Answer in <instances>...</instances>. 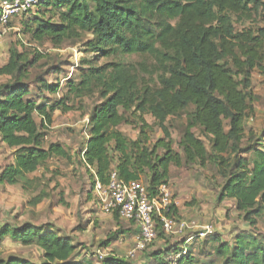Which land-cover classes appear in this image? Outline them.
Wrapping results in <instances>:
<instances>
[{"label": "trees", "instance_id": "16d2710c", "mask_svg": "<svg viewBox=\"0 0 264 264\" xmlns=\"http://www.w3.org/2000/svg\"><path fill=\"white\" fill-rule=\"evenodd\" d=\"M263 11L264 0L41 1L21 15L27 18L23 33L55 48L91 36L84 42V52L91 55L66 79L67 93L53 100L42 89L57 94L59 80L48 82L40 75L29 81L42 53L30 57L17 46L10 48L8 62L0 67V75L9 77L0 83V141L15 153L14 161L0 170V185L18 184L54 157L73 159L62 144L47 143L46 130L57 111L74 110L71 99L98 95L102 101L90 114L88 137L78 155L93 186L97 181L108 184L115 171L127 182L145 177L148 190L155 193L168 182L171 166L214 165L223 178L220 200L234 199L245 219L256 225L264 211V130L255 138L247 133L246 121L255 101L253 73L264 74V26L246 23ZM132 56L141 60L125 59ZM62 70L53 65L46 72ZM33 83L39 89L36 95ZM183 114L177 151L168 120ZM122 124H134L138 137L130 140L119 129ZM154 125L164 136L152 142ZM44 194L33 205L42 202ZM176 209L173 205L170 215ZM130 231L122 227L100 246L109 247ZM157 232L156 239L169 241L160 223ZM6 238L38 246L41 259L12 254L0 258V264H91L80 257L78 244L52 223L5 225L0 240ZM207 238L213 246L203 260L187 238L165 248L157 247L155 239L147 250L156 246L150 254L159 264H264V235L238 234L233 242L219 235ZM205 250L203 246L199 252ZM100 263L129 264L115 255Z\"/></svg>", "mask_w": 264, "mask_h": 264}, {"label": "rangeland", "instance_id": "374dc122", "mask_svg": "<svg viewBox=\"0 0 264 264\" xmlns=\"http://www.w3.org/2000/svg\"><path fill=\"white\" fill-rule=\"evenodd\" d=\"M26 19L25 16H17L7 27L0 28V67L8 62L9 50L13 46H17L22 52L27 51L30 57L42 53L44 57L31 69L29 81L32 82L40 75L48 82L59 80L62 87L57 94L42 89L45 96L58 100L67 93L66 79L71 74L77 73L82 58L91 55L84 52V42L91 36H85L77 43L68 42L60 48H55L49 41L37 43L29 34H24ZM246 26L263 27L264 11L253 22L246 23ZM237 27L241 29L242 25ZM125 59L132 62L141 60L137 56ZM105 61H107L106 58L100 63ZM53 65H61L62 72L55 75L47 73V69ZM252 78L255 101L253 113L246 121V131L248 134L254 133L257 138L264 130V74L255 70ZM8 80L9 77L0 75V83ZM31 86H33V94L39 93L37 84L33 83ZM101 101L98 95L83 97L81 100L73 98L70 102L74 105V110L67 113L61 111L55 113L52 126L46 130L47 143L62 144L73 159L54 157L35 173L26 178H20L18 184L0 185V227L21 225L24 222H32L36 225L52 223L78 244L81 254L89 255L87 261L91 264H101L99 258L95 256L97 250L102 251L106 256L115 254L117 257L141 263L146 257L145 254H149L156 246L158 247L162 239H156V246L152 245L134 258L129 257L127 253L135 246V240L131 234L124 235L125 237L121 234L109 247L100 246L101 241L110 234L128 225L125 221L119 222L103 211L94 191L90 172L78 160V155L83 150L88 137L90 114ZM185 118L183 114L168 120L177 151H180L178 141L182 135ZM146 119L154 124V119L150 115L146 116ZM37 120L39 121L40 118L37 117ZM119 129L130 140L138 137L139 130L134 124H122ZM163 136L162 130L154 125L152 142ZM14 153V149L0 141V170L14 161ZM141 182L146 183L145 177ZM168 183L176 201L175 215L178 219L195 221L204 227L210 225L214 227L212 233L205 236L199 235V237L197 235L201 233V229L196 227L187 229L183 234L165 233V239H180L184 236L191 245L195 244L199 254L198 259L203 260V255L210 256L213 242L210 241L212 238L206 239L208 235H219L229 242H233L238 234L264 235V211L257 219V224L253 225L237 209L234 199L220 200L223 178L216 166L201 167L198 164L183 167L171 166ZM42 191L45 193V199L38 205H33V200ZM190 236L193 237L189 238ZM204 241H206L205 244ZM202 245L206 249L204 254L199 252ZM41 253L42 250L38 246H23L10 238L0 240V258L18 254L38 262L41 259ZM215 264H219V261Z\"/></svg>", "mask_w": 264, "mask_h": 264}, {"label": "built area", "instance_id": "2783aa9c", "mask_svg": "<svg viewBox=\"0 0 264 264\" xmlns=\"http://www.w3.org/2000/svg\"><path fill=\"white\" fill-rule=\"evenodd\" d=\"M41 1L43 0H0V28L7 27L14 17L34 9ZM94 191L106 214L117 213L121 219L132 222L137 228L135 246L128 251L131 258L145 252L157 238V223H160L168 234H183L187 229L198 226L195 221L178 219L175 215H170L176 201L168 182L161 183L156 192L151 193L141 181L127 182L119 178L114 171L108 184L104 185L97 181ZM203 230L200 236L214 231L211 225L203 227ZM95 256L103 260L106 255L97 250Z\"/></svg>", "mask_w": 264, "mask_h": 264}, {"label": "crops", "instance_id": "0c3cea01", "mask_svg": "<svg viewBox=\"0 0 264 264\" xmlns=\"http://www.w3.org/2000/svg\"><path fill=\"white\" fill-rule=\"evenodd\" d=\"M110 216L111 217H114V215H110ZM123 221H125V220H123ZM125 222L128 225L127 228H129V229L131 228V231L129 233L133 236L134 240L136 241V237H137V233H138L137 228L135 227V225L132 222H128V221H125ZM197 225L198 226L196 228L201 229V231H203V227L204 226H200L199 224H197ZM213 229H214V227H213ZM134 232H135V234H133ZM127 234H122V235L123 236L124 235L126 236ZM184 238H185L184 236L183 237L181 236L180 239H177L176 238V239H172V240H169V241H166V240L162 239V240L159 241V247L160 248H165L168 245L174 244V243L178 242L179 240L181 241ZM127 253H126V255H127ZM150 253L149 254H145L146 257H144V259H143V261L141 263H143V264H159V262L156 260V258H153L152 254H150ZM154 254H156V252H154ZM111 255H115V254H111ZM82 256L85 257V259L87 261L89 255L88 254L87 255L85 254V256H84V254H81L80 257H82ZM126 260L129 262V264H141V263H139V261L138 262H134V261H130L129 259H126Z\"/></svg>", "mask_w": 264, "mask_h": 264}]
</instances>
